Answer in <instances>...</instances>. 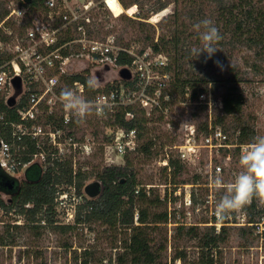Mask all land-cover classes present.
<instances>
[{
	"label": "rangeland",
	"instance_id": "obj_1",
	"mask_svg": "<svg viewBox=\"0 0 264 264\" xmlns=\"http://www.w3.org/2000/svg\"><path fill=\"white\" fill-rule=\"evenodd\" d=\"M199 4H202L201 17L191 18L194 15H187L180 18L186 24L188 30L193 31V33L195 31L193 25L196 22L209 19L214 24V16L212 15L215 4L211 0H200ZM10 6L11 3L9 2L7 8ZM135 6L137 12H139L138 5ZM148 6H145V9ZM128 9L119 15L115 12V16L107 10L98 12L99 19L97 21L106 22L104 29L108 34L97 33L93 37L98 40H105L107 36H112L117 46L132 47L136 52L144 50L145 34L139 33L135 28L127 25L129 24L127 20L120 18L127 17V19L135 20L127 12ZM173 9V4H170L156 14L151 13L150 18L147 20L155 27L156 39L171 26L168 22L161 24L158 22L172 14ZM189 10V7L185 4L178 5L179 14ZM192 11L196 10L191 9L190 12ZM190 21L194 24L190 25ZM14 27L16 31H12L15 34L10 38L11 43L14 42L18 31L17 24H14ZM226 38L227 36H225ZM0 48H4L2 51H7L4 46ZM9 51L10 48L8 47L6 53H9ZM2 56H5V53ZM207 63L209 62L203 64L204 69L212 73L210 79H218L219 76H222L223 79L226 78L229 65H234L241 77V81L237 85L238 91L244 99L241 113L236 117L227 119L224 127H216L224 130L223 132L227 134L230 142H236L240 123H245L253 129L254 137L264 136V51L257 48L250 50L244 47L240 51L234 52L233 59H227L224 64L211 62L207 66ZM82 65L83 75L87 76L88 80L94 78L97 81L96 88L98 91H104L120 81L118 72L121 67L118 65L107 67L102 64H91L85 60ZM196 67L199 66L196 65ZM200 75H203V72ZM214 75L217 76L214 77ZM171 81L172 78H170L169 88ZM225 86L226 84L223 81L209 82L206 86V92L201 94L203 96H199L198 99L191 98L190 92L184 96L173 94L170 103H168V111L163 115V120L151 122L147 125V128L151 130L150 136L153 137L154 143L151 148V155L147 157L137 153L128 154L132 161L130 167L125 166L123 157L117 156L111 150L106 149L107 141L104 140V137L109 135L110 127L104 126L105 120L98 121L92 115H89L84 121L79 123L75 121L72 127L65 130L66 132H72L77 139L88 140L93 147L92 154L77 156L72 160L77 171L78 169L85 170L90 174L85 186L97 181L100 183V192L102 193L104 186L97 177L98 173L113 172L115 177L122 176V178L134 173L137 175V180L146 189L153 187V195H158L160 199L164 195L170 197V203L164 202L167 212L171 214L170 224L166 226L168 244L165 254L167 262L174 255L175 249L185 255L184 259L177 260L175 264H201L202 253L204 254V261L207 260L208 254L210 255L209 250H201L198 246V238L208 233L209 228L212 226H214L215 232H219L220 225H213L215 214H211V212L214 213L215 204L223 192L215 190L212 186V179L217 174L211 173L210 177L209 161L211 160L212 165L218 164L222 167L223 171L220 175L224 177L226 182H231L240 171L239 156L236 152L232 151L229 160H227L225 159L227 151L220 150L219 153L214 151L209 153L207 149H199L197 156L190 162L184 163L180 160L184 169L176 179L185 184L170 183V171L162 169L164 167L163 162L167 161L169 157L179 160L178 150H174L172 147L185 144L189 127L195 128L198 134L197 144H201L204 125L206 123L209 125L219 114L218 110L221 108L220 96ZM64 88H66L65 85ZM12 95L13 93L10 96ZM87 96H89V93ZM18 102L19 98L17 97L16 105ZM45 117L46 112L43 109L38 116L37 124L48 130L49 126L45 124ZM254 137L250 142L253 141ZM145 141L146 137L140 138L138 145H142ZM43 146L41 145L42 148ZM14 147L15 145H13ZM43 149L46 150V148ZM46 159L36 157L32 162L44 167ZM68 162L71 161L63 163ZM26 167L23 166L19 171L9 175L16 179L18 183H21L24 179ZM117 170H119L120 175ZM68 187V185L62 184L58 186L57 190L68 191ZM82 191L83 189L80 193ZM210 192L213 199L211 208L206 203ZM187 194L191 196L192 203L190 206H185L183 202L184 196ZM11 196L0 192V199L5 202ZM83 199L86 200L88 197L84 196ZM252 203L254 204L253 209L248 208V204L225 217L227 222L224 224L225 239L218 246L216 264H264V235L263 232H259L255 224L264 222V217H262L264 204H261L255 198ZM163 206L153 211L159 213ZM138 207L139 204L135 202L132 212L137 213ZM12 210L3 208L4 213L0 212V264H81V255L84 250L91 253L89 264H107L110 263V257L112 261L116 259L117 252L121 251L119 247H121L122 239H126V236H128V230L126 231L122 225L115 232V230H107V226H101L97 223L75 225V229L65 232L51 227H43L35 231L26 224V217L23 214L12 212ZM251 218L254 224L247 223ZM15 222H19V224ZM44 223V220H42L40 224L44 225ZM56 223L59 225L63 223V218L58 213ZM14 225L18 226L19 229L14 228ZM178 226L183 227L184 230L181 235L172 240L171 236L176 233ZM190 227L195 228L194 232L198 235L197 238L188 239L184 236V233ZM75 255L80 256L77 263L74 261Z\"/></svg>",
	"mask_w": 264,
	"mask_h": 264
},
{
	"label": "trees",
	"instance_id": "obj_2",
	"mask_svg": "<svg viewBox=\"0 0 264 264\" xmlns=\"http://www.w3.org/2000/svg\"><path fill=\"white\" fill-rule=\"evenodd\" d=\"M12 0H0V22L8 15L7 5ZM19 5L23 4L19 0H13ZM124 9L132 5H138V14L133 19L127 17H120L125 19L133 28L139 33H144L145 47L151 49L156 54H163L167 58L166 67L164 72L171 75L172 81L170 88H168L169 101L172 95L176 94L184 96L190 92L191 98L198 99V97L206 92L207 84L213 81H223L226 86L221 94L220 103L221 108L218 110L219 114L210 123L212 128L216 126L224 127L226 120L231 117H236L241 113L244 99L239 93L237 85L241 81L239 73L236 71L234 65L228 66V76L218 79H210L211 72L204 69V62L207 61L211 64L217 61L224 64L227 59H233V54L240 51L241 48L247 49H261L264 51V0H211L215 4L213 15L214 25L219 29L222 40L216 45L220 50L217 51L210 59L206 61L207 55L202 53L198 58L191 53L193 47H199L200 41L196 31L190 32L186 24L180 18L187 15H194V17H201L202 4L200 0H119ZM38 0H32L27 7L37 6ZM173 4V13L162 18L158 23L168 22L171 26L167 31L160 34L155 38L156 30L153 25L147 22L151 13L156 14L168 5ZM185 4L189 7V11L180 13L178 5ZM25 5V4H24ZM148 8L145 9V6ZM194 9L196 11H191ZM118 13V11H115ZM189 18L190 20H192ZM94 29L89 30V35L97 33L108 34L105 31L104 21H97L99 14L93 15ZM191 22V21H190ZM197 23V22H196ZM191 22L190 25H193ZM168 25V24H166ZM3 26L11 31H16L14 24L9 20L4 22ZM22 26L20 30H24ZM93 33V34H92ZM225 36L227 38L225 39ZM10 37L5 36L0 30V40L8 41ZM10 57L0 56V64L7 61ZM199 61L200 63L198 64ZM131 59L125 55L117 60L118 66L129 64ZM207 63V66L210 64ZM196 65L199 67L197 68ZM206 66V65H205ZM202 70V71H201ZM203 72V75L200 73ZM217 76V75H216ZM214 75V77H216ZM73 81H81L84 83L86 93L93 94V88L87 86L88 77L82 75H75L68 79V86ZM170 103V102H169ZM26 105L24 97L19 99L17 105L9 108L4 102L3 97L0 96V138L12 144L11 129L9 124H19L18 111ZM130 110V109H127ZM164 116L160 113L152 114L150 117H145L143 113H138L134 120H124L121 112H117L114 120L110 119L105 121V127L118 126L125 131L136 130L138 141L142 137H146V141L142 145H137L134 152L142 154L143 156L151 155V148L154 143L152 136H150V129L147 125L151 122L162 121ZM54 127H61L60 120H53L52 116L45 117V124L52 123ZM208 124L204 125V135L208 133ZM224 131V130H223ZM73 134L69 131L68 133ZM254 137V131L247 124L240 123L237 131V144H249ZM104 140L111 141V137L105 136ZM23 147V148H22ZM45 148V146H43ZM237 152L238 149H235ZM39 150L35 143L27 138H24L20 143L19 151L15 152L14 160L16 161L15 171H19L25 164H27L31 156L38 153ZM130 154V153H128ZM123 156L125 166L130 167L132 164L129 155ZM27 166V167H26ZM24 170V179L18 183L16 179L6 174L5 181H14L17 189L11 192L12 196L6 202L0 199V206L6 210L13 209L18 214H23L26 217V224L29 228L37 231L43 227H51L59 231H71L75 229V225H89L97 223L101 226H107V230H115L124 226L128 232L126 239H122L120 252H117L115 264H175L177 260L184 259V253L175 249L174 255L167 262L165 254L167 250L168 237H167V224L169 223V214L164 202L167 200L166 195L161 200L158 195H153V187L146 189L138 180L137 175L131 173L129 176L122 178V176L115 177L113 172H105L97 174L98 179L103 184V191L99 197L91 199L88 198L78 206L74 225H59L56 223L57 211L55 210L54 196L58 186L75 184L78 193L85 186V182L89 179L90 174L78 169L73 174L71 163H60L54 161L50 164L49 158L46 159L44 167L35 162L27 164ZM164 171L169 170L171 173L170 183H182L177 181V177L183 171L184 166L178 159L169 157L167 159V166L162 168ZM14 171V172H15ZM120 175L119 170H117ZM185 184V183H182ZM0 186V192L10 191ZM138 191L135 193V191ZM152 192V193H151ZM138 203L137 209V224L134 222V213L132 208L134 204ZM26 205H29L28 207ZM162 205L163 208L159 213L153 211ZM248 208L254 207L250 203ZM264 217V211L262 213ZM44 220V225L41 221ZM219 232H215L214 226L209 228L208 233L203 234L198 238V246L201 250H209L207 260L204 261V254L201 255V264H216V254L220 243L225 239V226L227 222L225 218L221 220ZM248 224H254L253 219H249ZM14 228L19 229L14 225ZM183 227L178 226L176 233L171 236L175 240L178 235L182 234ZM195 228L190 227L184 233L188 239H195L198 235L194 232ZM264 235V232H263ZM116 240V239H115ZM216 257V258H215ZM91 253L87 250L81 255V264H89ZM80 256L75 255L74 261L77 263ZM109 262L112 263L111 257Z\"/></svg>",
	"mask_w": 264,
	"mask_h": 264
},
{
	"label": "built area",
	"instance_id": "obj_3",
	"mask_svg": "<svg viewBox=\"0 0 264 264\" xmlns=\"http://www.w3.org/2000/svg\"><path fill=\"white\" fill-rule=\"evenodd\" d=\"M19 1L23 4L10 2L11 6L7 8L8 15L0 22V30L7 37L11 38L15 33L5 28L4 22L9 20L12 24H17L18 28L14 42L11 43L10 38L8 41L0 40V47L7 48V51L0 48V56L5 53V58L10 57L0 64V96L6 103L13 93L12 79L20 77L22 87L18 98L24 97L26 105L18 111L19 124H9L13 143L10 144L0 138L1 170L7 174L14 173L17 164L14 160L15 152L19 151L24 138L33 141L39 150L31 156L27 164L32 163L36 157L49 158L51 165L54 161L60 163L71 161L69 163L73 166L74 174L77 169L72 160L77 156L93 153V147L88 140L77 139L65 131L66 128L73 126L76 118L65 112L59 101V94L64 85L89 101L107 105L104 108V115L91 114L98 121L108 119L113 121L117 112H121L126 121L134 120L140 112L145 117L167 113L170 101L166 90L168 91L171 77L163 70L167 64L165 55L156 54L149 48L136 52L132 47L117 46L112 36L98 40L89 35V30L94 29L93 15L101 10H107L115 16V6L121 9V13L126 10L119 0H38V5L32 8L27 7L23 0ZM127 12L133 18L138 14L135 5L130 6ZM22 26H25L23 31L20 30ZM8 47L10 51L6 53ZM74 48L77 50H72ZM121 54L131 59L129 64L120 66L121 69L126 68L130 72V80L120 79L119 83L104 91L93 88L94 92L89 96L81 81H73L68 86L67 81L70 77L84 76L82 73L84 60L91 64L114 67L117 66ZM43 109L46 116H52L53 120L59 119L61 127H54L53 121L47 124L48 130L37 124L38 116ZM207 130L208 133L203 135L201 144H197V131L192 126L189 127L185 144L172 147L178 150L179 160L184 163L190 162L197 156L199 149H207L209 153L225 150L227 151L225 159L229 160L232 151L235 153V149H238L236 154L240 156L247 145L237 144V141L230 142L223 130L218 127L212 128L210 123ZM108 137H111V141L105 145L106 149L120 157L134 152L138 145V135L134 129L125 131L118 126H111ZM41 145H44L46 150ZM163 165L167 166V161H164ZM209 168L210 177L211 173L220 174L223 171L220 165H212L211 160ZM137 192L136 190L135 193ZM84 196L87 197L83 191L77 192L74 183L68 187V191L55 192V210L63 218L62 225H74L77 208L84 202ZM166 202L170 203V197H167ZM183 202L185 206L191 205L190 194L184 196ZM206 203L211 208L213 203L211 192ZM0 212L4 213L1 206ZM9 214L12 215L11 212ZM168 214L170 219L171 214ZM137 218V213H134L135 224ZM255 224L260 233L264 232V222ZM213 225H222L216 216ZM107 264H115V260Z\"/></svg>",
	"mask_w": 264,
	"mask_h": 264
},
{
	"label": "clouds",
	"instance_id": "obj_4",
	"mask_svg": "<svg viewBox=\"0 0 264 264\" xmlns=\"http://www.w3.org/2000/svg\"><path fill=\"white\" fill-rule=\"evenodd\" d=\"M193 27L198 33L200 46L193 47L191 53L195 58L205 53L210 59L220 51L216 47L222 40L219 29L209 19L202 20ZM216 63L219 64V61ZM87 86L96 88L97 81L89 78ZM59 101L65 112L75 117L78 123L93 113L104 115V108L107 107L106 104L100 105L85 99L70 88L61 90ZM238 162L240 171L231 182H226L220 174L212 179L214 189L223 192L214 209V214L219 220L252 203L254 198L264 204V136L254 137L253 141L243 148Z\"/></svg>",
	"mask_w": 264,
	"mask_h": 264
},
{
	"label": "water",
	"instance_id": "obj_5",
	"mask_svg": "<svg viewBox=\"0 0 264 264\" xmlns=\"http://www.w3.org/2000/svg\"><path fill=\"white\" fill-rule=\"evenodd\" d=\"M23 1L26 4H29L31 2V0H23ZM118 75H119V78L124 81H128L131 78V74L126 68L120 69L118 72ZM11 84L13 87V95L8 97V99L6 100V105L9 108H13L16 105V98L21 93L22 83H21L20 77H14L11 81ZM13 184L14 182L9 183L8 188H11ZM83 191L88 198H91V199L97 198L101 194L100 183L97 181L90 183L83 188Z\"/></svg>",
	"mask_w": 264,
	"mask_h": 264
},
{
	"label": "flooded vegetation",
	"instance_id": "obj_6",
	"mask_svg": "<svg viewBox=\"0 0 264 264\" xmlns=\"http://www.w3.org/2000/svg\"><path fill=\"white\" fill-rule=\"evenodd\" d=\"M6 174L7 173L4 170L0 169V186L5 187L4 189H7V191H10L9 195H12L11 192H13L15 189H17L18 186H16L15 182L12 181V182H14V184L12 185L11 188H8V184L11 183V182L5 181ZM7 175H9V174H7ZM3 193L7 194V192H3Z\"/></svg>",
	"mask_w": 264,
	"mask_h": 264
},
{
	"label": "bare ground",
	"instance_id": "obj_7",
	"mask_svg": "<svg viewBox=\"0 0 264 264\" xmlns=\"http://www.w3.org/2000/svg\"><path fill=\"white\" fill-rule=\"evenodd\" d=\"M114 11H118V14L117 15H119L121 13V9L119 7H117V6L114 7Z\"/></svg>",
	"mask_w": 264,
	"mask_h": 264
}]
</instances>
